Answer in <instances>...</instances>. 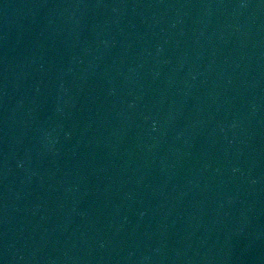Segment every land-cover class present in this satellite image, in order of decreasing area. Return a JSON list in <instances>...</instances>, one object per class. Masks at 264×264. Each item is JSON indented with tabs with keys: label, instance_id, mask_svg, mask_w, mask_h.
Wrapping results in <instances>:
<instances>
[{
	"label": "water",
	"instance_id": "95a60500",
	"mask_svg": "<svg viewBox=\"0 0 264 264\" xmlns=\"http://www.w3.org/2000/svg\"><path fill=\"white\" fill-rule=\"evenodd\" d=\"M0 264H264V0H0Z\"/></svg>",
	"mask_w": 264,
	"mask_h": 264
}]
</instances>
